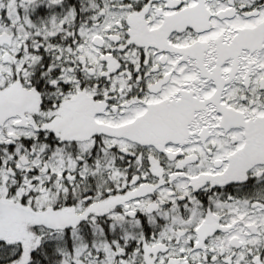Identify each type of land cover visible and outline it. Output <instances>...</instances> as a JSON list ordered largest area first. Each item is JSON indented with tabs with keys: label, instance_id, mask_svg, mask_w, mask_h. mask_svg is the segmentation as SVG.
Instances as JSON below:
<instances>
[{
	"label": "snow or ice",
	"instance_id": "snow-or-ice-1",
	"mask_svg": "<svg viewBox=\"0 0 264 264\" xmlns=\"http://www.w3.org/2000/svg\"><path fill=\"white\" fill-rule=\"evenodd\" d=\"M0 264H264V0H0Z\"/></svg>",
	"mask_w": 264,
	"mask_h": 264
}]
</instances>
